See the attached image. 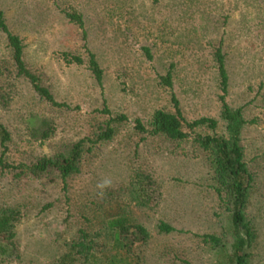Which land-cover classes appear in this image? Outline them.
I'll use <instances>...</instances> for the list:
<instances>
[{
	"label": "rangeland",
	"instance_id": "rangeland-1",
	"mask_svg": "<svg viewBox=\"0 0 264 264\" xmlns=\"http://www.w3.org/2000/svg\"><path fill=\"white\" fill-rule=\"evenodd\" d=\"M0 10L23 42L26 66L57 102L69 106L52 107L17 76L0 31V124L10 135L9 164L54 157L94 132L106 118L95 111L104 107L127 117L114 140L84 156L66 189L52 176L15 177L0 168V209L21 213L18 258L1 256L0 264H54L79 229L95 237L100 256H111L107 225L119 216L149 234L132 245L139 264H228L233 229L193 142L196 134H224L218 49L228 75L225 101L242 108L247 122L241 144L255 183L246 217L257 233L249 264H264V0H0ZM67 14L79 15L82 26ZM89 53L103 72L101 86L88 69ZM63 54L83 64H68ZM167 72L171 89L160 81ZM172 94L187 123L213 118L216 130L190 131L184 124L190 137L183 142L134 132L135 120L149 129L154 111L173 112ZM30 115L53 123L49 140H30ZM136 172L151 178L149 206L138 205L130 192ZM159 222L176 231L159 233ZM202 235L220 238L226 253L202 244Z\"/></svg>",
	"mask_w": 264,
	"mask_h": 264
},
{
	"label": "trees",
	"instance_id": "trees-1",
	"mask_svg": "<svg viewBox=\"0 0 264 264\" xmlns=\"http://www.w3.org/2000/svg\"><path fill=\"white\" fill-rule=\"evenodd\" d=\"M67 17L82 26L79 15L67 14ZM0 31L6 36L7 46L11 51V59L17 71V76L28 81L32 90L52 107L69 109L65 103L57 102L49 89L42 85L39 76L31 71L23 60L24 45L22 40L11 33L7 27L3 12L0 10ZM66 63L83 64L78 56L63 54ZM217 64L219 88L221 95L219 102L221 109L220 120L224 123V134L222 135H194L193 142L202 152V158L208 171V181L211 189L216 194L218 207L223 209L228 216L233 229V242L227 255L228 264H249L253 255L251 249L256 243L257 233L246 217V210L254 187L255 178L244 160V150L241 144V134L247 124L243 117L242 108H230L225 96L228 88V75L225 69V60L221 50L214 54ZM88 69L96 83L101 86L103 72L97 64L93 54H88ZM161 83L172 88L170 72L160 77ZM173 112L156 110L153 112L149 129L137 119L134 122L133 130L137 134L161 136L169 141L183 142L190 136L183 130V125L193 131L196 128L205 127L211 131L217 128V121L213 118H199L187 123L182 117L179 102L171 95ZM103 115L105 120L98 124L95 131L89 136L82 138L76 143L58 152L54 157H42L30 164H19L13 166L6 160L7 144L10 142L9 132L0 124V168L8 170L15 177L30 176L43 178L52 176L61 181L63 188H67V181L81 170V163L84 156L93 152L96 145L110 142L117 136L121 127L127 122L123 114L112 115L104 107L95 111ZM26 129L30 140L44 142L49 140L55 133V127L50 120L30 115L26 119ZM151 178L143 173H134L130 183V192L140 206H149L152 198L148 194V184ZM21 220L19 208L0 209V239H6L8 244L0 242V257H10L15 254L16 249V227ZM107 228L112 235L113 254L111 256H100L95 237L84 229H79L75 238L64 245V251L54 264H139L138 258L132 251L133 243H144L148 240L149 234L144 227L138 224L131 225L130 220L119 216L111 220ZM130 229H133L130 231ZM158 232L170 234L176 230L165 222H159ZM202 244L213 250L219 249L226 253V248L220 243V238L214 235L199 236ZM12 249V250H10Z\"/></svg>",
	"mask_w": 264,
	"mask_h": 264
},
{
	"label": "clouds",
	"instance_id": "clouds-1",
	"mask_svg": "<svg viewBox=\"0 0 264 264\" xmlns=\"http://www.w3.org/2000/svg\"><path fill=\"white\" fill-rule=\"evenodd\" d=\"M105 183H107V182H105Z\"/></svg>",
	"mask_w": 264,
	"mask_h": 264
}]
</instances>
